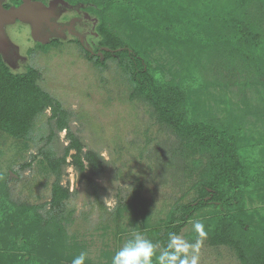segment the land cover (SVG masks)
Wrapping results in <instances>:
<instances>
[{
    "label": "trees",
    "instance_id": "trees-1",
    "mask_svg": "<svg viewBox=\"0 0 264 264\" xmlns=\"http://www.w3.org/2000/svg\"><path fill=\"white\" fill-rule=\"evenodd\" d=\"M64 1L97 17L101 40L93 55L81 48L85 57L101 69L109 60L117 63L128 83L130 100L149 107L156 125L173 139L165 155L170 166H176L182 179L195 180L189 188L195 192L192 201L176 202L162 228L145 236L166 244L169 234L179 235L198 214L215 208L205 220L209 244L232 249L240 264H264V217L234 215L244 191L264 182V136L244 141L245 132L240 129L246 114L264 126V0ZM140 38L166 49L174 67L153 68L149 55L138 47L143 42ZM7 60L0 53V134L26 146L32 142L34 122L49 110L48 138L64 131L67 145L59 155L47 144L21 166L37 163L42 174L53 178L46 203H9L7 183L0 175L2 223L15 224L32 250H49L56 263L71 262L79 246L76 239L66 236L65 226L70 222L66 204L74 194L62 185L63 169L71 166L79 181L91 183L103 173L104 161L99 153L85 149L70 130L71 113L41 89L38 71L27 67L16 75ZM165 70L171 73L168 80ZM230 86L242 92L240 104L245 109L239 105L233 109L221 99L227 108L212 117L217 99L211 89L224 93ZM247 176L251 177L246 181ZM135 203L145 207L144 201L136 199ZM124 207H117V217ZM40 245L49 247L39 250Z\"/></svg>",
    "mask_w": 264,
    "mask_h": 264
},
{
    "label": "rangeland",
    "instance_id": "rangeland-1",
    "mask_svg": "<svg viewBox=\"0 0 264 264\" xmlns=\"http://www.w3.org/2000/svg\"><path fill=\"white\" fill-rule=\"evenodd\" d=\"M0 1L10 4L12 0ZM73 10L62 7L59 21L68 22L78 16L76 9ZM80 13L83 20L82 24L78 22L77 31L82 35L86 50L94 52L101 40L96 31L97 17L85 9ZM4 30L8 40L5 55L11 72L21 74L27 67L38 71L37 83L41 89L71 113L70 130L79 137L85 149L99 153L104 161L103 173L91 183L79 181L71 166L64 167L61 182L74 194L66 204V214L70 215V222L65 226L66 236L76 239L78 254L88 253L86 264H111V257L127 240L131 229L138 228L145 235L150 234L152 229L162 228L176 202L192 201L195 192L189 188L195 180L182 179L181 173L175 172L176 166H170L165 155L173 139L156 125L149 107L139 100H130L128 83L115 61H107L102 69L95 66L70 36L51 37L41 44L31 36L28 23L15 22ZM148 39L140 38L143 42L138 43V47L144 55H149L153 68L174 67L171 65L173 58L166 49L153 46ZM164 78L170 79L171 73L165 70ZM237 91L234 86L224 93L211 89L212 96L217 99L212 105V117L220 116L227 108L221 99H226L233 109L238 105L241 110L245 109L240 104L242 92ZM49 116L50 111L46 110L34 122L32 142H27L26 146L23 141L0 134V175L7 183L9 203L33 206L49 201L53 178L42 174L37 163L21 169L39 148L50 144L61 155L67 145L64 131L48 138ZM242 117L240 129L245 132L244 141L246 138L262 139L264 126L255 123L250 115ZM134 196L135 200L144 201L145 207L143 203L136 204ZM117 207H124L121 217L115 214ZM213 211L215 208H209L207 213L198 214L179 236L194 242L197 234L192 222L199 220L206 232L200 249V264H240L232 249L209 244L210 232L205 228V220ZM253 213L264 217V182L261 181L244 191L243 201L234 215ZM2 221L0 211V264H60L56 263V257L49 255V250H32L15 224ZM48 247L40 245L38 249ZM58 252L64 254L61 250ZM61 264L71 262L61 261Z\"/></svg>",
    "mask_w": 264,
    "mask_h": 264
},
{
    "label": "clouds",
    "instance_id": "clouds-1",
    "mask_svg": "<svg viewBox=\"0 0 264 264\" xmlns=\"http://www.w3.org/2000/svg\"><path fill=\"white\" fill-rule=\"evenodd\" d=\"M197 234L194 242L171 233L166 244L154 242L137 229H131L129 237L111 257V264H200V249L206 237L204 225L199 220L192 222ZM88 253L81 251L71 264H86Z\"/></svg>",
    "mask_w": 264,
    "mask_h": 264
},
{
    "label": "water",
    "instance_id": "water-1",
    "mask_svg": "<svg viewBox=\"0 0 264 264\" xmlns=\"http://www.w3.org/2000/svg\"><path fill=\"white\" fill-rule=\"evenodd\" d=\"M22 3L18 7L4 8L0 1V53L5 54L8 48V40L5 35V26L13 24L16 21L30 24L31 36L37 41L41 24L54 16L57 4L62 0H53L48 6L33 0H21Z\"/></svg>",
    "mask_w": 264,
    "mask_h": 264
},
{
    "label": "flooded vegetation",
    "instance_id": "flooded-vegetation-1",
    "mask_svg": "<svg viewBox=\"0 0 264 264\" xmlns=\"http://www.w3.org/2000/svg\"><path fill=\"white\" fill-rule=\"evenodd\" d=\"M18 1H19L18 4H14L11 1L10 4L3 3L2 5H3L4 8H5V6H8L6 8L18 7L22 3L21 0H18ZM33 1H38V0H33ZM62 1L63 2H60V3L57 4L58 5L57 8H56L57 10H55L54 16L49 20V24H47L46 22L41 24V27H40L39 33H38V39L41 40L40 41L41 44H44V43L48 42L49 41L48 39L51 38V37H53L52 39H58V38L59 39H63L65 37H67V36H70V37L73 38V40L75 42H77V44L79 45L80 48H82L83 50L87 51L86 48L83 45L82 35L80 33H78V31H77L78 22L80 24H82L81 20H83V19H81L80 11H82L84 9H82V7L81 8H77V7H74L72 5H69L64 0H62ZM38 2H41L45 6H48L51 1H48V2L38 1ZM62 7H64V8L67 7L68 9H71V10L76 9V13H78L79 15L74 17V18H71L68 22L59 21L60 20L59 12L62 9ZM73 11H75V10H73ZM16 23L21 24L20 21H18ZM91 53L93 55V52H91Z\"/></svg>",
    "mask_w": 264,
    "mask_h": 264
}]
</instances>
